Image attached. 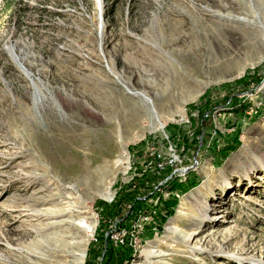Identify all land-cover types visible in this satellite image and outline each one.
<instances>
[{
    "label": "rangeland",
    "instance_id": "obj_1",
    "mask_svg": "<svg viewBox=\"0 0 264 264\" xmlns=\"http://www.w3.org/2000/svg\"><path fill=\"white\" fill-rule=\"evenodd\" d=\"M0 264H264V0H0Z\"/></svg>",
    "mask_w": 264,
    "mask_h": 264
},
{
    "label": "trees",
    "instance_id": "obj_2",
    "mask_svg": "<svg viewBox=\"0 0 264 264\" xmlns=\"http://www.w3.org/2000/svg\"><path fill=\"white\" fill-rule=\"evenodd\" d=\"M6 2H8L9 0H5ZM246 81V80H244ZM242 81V83L244 82ZM239 142H238V139L237 137H234L232 140H231V144L230 145H227L224 147V149L220 150L218 153H219V156H221V160L223 161L224 159L227 158V156L230 154L231 151H233L237 146H238ZM218 163V162H217ZM193 179L190 178V175L187 176V180H186V184H189L192 188L195 187L197 185V183L194 182V180L192 181ZM185 184V185H186Z\"/></svg>",
    "mask_w": 264,
    "mask_h": 264
},
{
    "label": "bare ground",
    "instance_id": "obj_3",
    "mask_svg": "<svg viewBox=\"0 0 264 264\" xmlns=\"http://www.w3.org/2000/svg\"><path fill=\"white\" fill-rule=\"evenodd\" d=\"M260 42H262V41L260 40Z\"/></svg>",
    "mask_w": 264,
    "mask_h": 264
}]
</instances>
